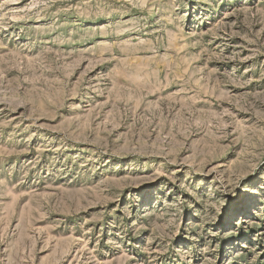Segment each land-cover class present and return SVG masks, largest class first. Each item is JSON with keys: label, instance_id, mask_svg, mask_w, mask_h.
I'll list each match as a JSON object with an SVG mask.
<instances>
[{"label": "rangeland", "instance_id": "1", "mask_svg": "<svg viewBox=\"0 0 264 264\" xmlns=\"http://www.w3.org/2000/svg\"><path fill=\"white\" fill-rule=\"evenodd\" d=\"M0 264H264V0H0Z\"/></svg>", "mask_w": 264, "mask_h": 264}]
</instances>
